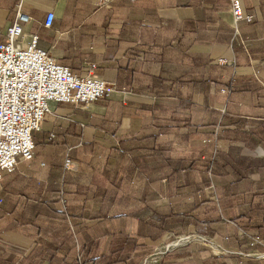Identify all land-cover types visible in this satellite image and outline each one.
<instances>
[{"label":"crops","instance_id":"crops-1","mask_svg":"<svg viewBox=\"0 0 264 264\" xmlns=\"http://www.w3.org/2000/svg\"><path fill=\"white\" fill-rule=\"evenodd\" d=\"M19 1L0 0V44ZM240 2L246 51L229 0H22L25 39L109 93L52 103L43 150L0 184L8 262L74 264L80 246L84 264H264L239 226L264 239V0ZM183 233L214 249L166 247Z\"/></svg>","mask_w":264,"mask_h":264},{"label":"built area","instance_id":"built-area-1","mask_svg":"<svg viewBox=\"0 0 264 264\" xmlns=\"http://www.w3.org/2000/svg\"><path fill=\"white\" fill-rule=\"evenodd\" d=\"M234 25L250 23L252 16L244 15L240 0H229ZM110 0H101L102 4ZM22 0L16 7V18L6 29V41L0 44V183L4 175L15 172L19 161L34 159L33 135L41 130L51 104H76L85 108L108 96L106 83L92 75L74 74L40 46L39 36L26 39L22 27L30 19L22 13ZM53 14L48 13L44 27L50 28ZM234 36L239 37L237 29ZM243 46V41L239 40ZM220 64L224 62L219 61ZM257 72H255V77ZM264 86V83L260 82ZM225 93V90H221ZM70 165L66 159L65 167ZM262 245L252 237L250 247ZM264 260V252L242 255Z\"/></svg>","mask_w":264,"mask_h":264},{"label":"trees","instance_id":"trees-1","mask_svg":"<svg viewBox=\"0 0 264 264\" xmlns=\"http://www.w3.org/2000/svg\"><path fill=\"white\" fill-rule=\"evenodd\" d=\"M225 91H227L226 89H224ZM219 130H220V127H219ZM218 132H220V131H218ZM217 132V133H218ZM34 144H35V150L38 148V144L36 143V141H35V135H34ZM210 141V140H209ZM124 150V149H123ZM130 155H131V152H129V151H127ZM135 163V162H134ZM208 188H210V186H211V184H209L208 183ZM64 193V191H63V189H62V192H60V191H57L56 192V197H54V199L55 200H52L51 201V203H49L50 205L48 206L49 208V210L52 212H56V211H54V210H56L55 209V205L56 204H58L60 201H61V199H62V194ZM63 200V199H62ZM58 213V212H57ZM62 214H64L65 215V213H63V212H61ZM1 219H3V215L0 213V221H1ZM64 222H66V219L64 220ZM231 222V221H230ZM74 226V224L73 223H71V221H70V229H68V225H66V223H64V224H62L61 225V228L59 229V230H61V231H70V233H72L71 231H73L71 228ZM239 226H240V229H242L240 232L242 233V235H241V237L242 238H246V237H250V238H252V237H258L259 238V240H261V242H262V244H263V242H264V239L262 238V235H261V233L259 232V230H252V231H247L248 229H246L244 226H242V224L240 223L239 224ZM50 227H52V225H50ZM6 228L5 227H3L1 224H0V235L1 234H3V233H6L4 230H5ZM183 234H185V233H183ZM185 235H188V234H185ZM72 238V234L70 235V239ZM250 242H251V240H250ZM61 247V246H60ZM248 249H249V251L250 250H252L251 252H248V253H244L243 255H247V254H250V253H253L254 251H255V248H257V246L256 247H250V243H248ZM77 255H76V257H75V261H74V264H84V262H83V259H82V256H81V250H80V246H77ZM7 251H9L8 250V248H6L5 246H3V245H1L0 244V264H17V262L15 261V259L16 258H14V256H11V261L12 262H8L7 260H8V258L6 257L7 256ZM264 252V251H263ZM10 258V257H9ZM244 258L246 259V256H244ZM248 258V257H247ZM51 260V258H49V261ZM52 260H54V257H52ZM250 260H252V259H250ZM253 261H256V260H253ZM237 264H245V262H243V260L242 259H240L238 262H237Z\"/></svg>","mask_w":264,"mask_h":264},{"label":"rangeland","instance_id":"rangeland-1","mask_svg":"<svg viewBox=\"0 0 264 264\" xmlns=\"http://www.w3.org/2000/svg\"><path fill=\"white\" fill-rule=\"evenodd\" d=\"M21 1V0H20ZM20 1H19V3H20ZM100 2H101V0H100ZM108 4V3H107ZM17 7V6H16ZM253 19V18H252ZM242 22H244V21H242ZM242 22H240V23H242ZM252 22V21H251ZM240 23H238L237 25H234L233 26V38H234V40L236 41V43L238 44V46L239 47H241V49L242 50H244V51H246L247 50V48H246V45H245V42H244V40L241 38V36H240V32H239V30H238V25L240 24ZM248 23V22H247ZM13 24V23H12ZM11 24V25H12ZM28 24V23H27ZM22 29H23V27H22ZM47 29H49V28H47ZM235 29H237L238 30V32H239V37L238 38H236L235 36H234V31H235ZM37 35V34H36ZM241 39V41H243V46H241V45H239V40ZM5 43V42H4ZM219 61H222V62H224L223 64H220L219 62V64L220 65H224L225 64V61L224 60H219ZM75 74V73H74ZM88 76V75H87ZM107 85V84H106ZM108 88V87H107ZM108 93H109V89H108ZM108 97V96H107ZM107 97H103V98H101V99H105V98H107ZM101 99H99V100H101ZM99 100H97V101H99ZM96 101V102H97ZM96 102H94V103H96ZM94 103H92V104H94ZM59 104H65V103H59ZM71 105H76V104H71ZM76 106H81V105H76ZM81 107H83V108H85L84 106H81ZM42 126V125H41ZM38 133H41V130L38 132ZM38 133H35L34 135L36 136ZM34 135H33V137H34ZM54 138H55V136L53 135V134H51V135H49L48 136V138H47V140H48V142H50V143H52L53 142V140H54ZM33 142H34V138H33ZM34 146H35V144H34ZM43 146L42 145H39L38 146V148H37V152H38V154H40L41 153V151L43 150ZM35 152H36V150H35ZM35 152H34V157H35ZM123 152V151H122ZM66 159H68V158H66ZM66 159L64 160V165H65V161H66ZM69 160V159H68ZM70 161V160H69ZM19 162H21V167H22V165L23 164H25L24 162L22 163V161H19ZM18 162V163H19ZM29 162H31V161H29ZM28 162V163H29ZM27 164V163H26ZM63 165V171L64 172H67V171H70L71 170V166H72V163H71V161H70V165L68 166V167H65ZM18 166V165H17ZM17 168V167H16ZM16 171V170H15ZM15 173V172H14ZM13 173V174H14ZM13 174H11V175H13ZM11 175H4V178L6 177V176H11ZM4 178H3V180H4ZM3 180H2V182H3ZM1 182V183H2ZM0 183V184H1ZM0 204H1V201H0ZM181 238H188V239H186V241L185 242H182L180 245H177V246H174V247H178V246H182V245H185V244H189V243H191V242H199V243H203V244H205V245H208V246H210L211 248H213V245L210 243V242H208V241H205L204 240V238L203 237H200V236H196V235H188V236H180V237H171V239H168L169 241H167L166 242V247H167V244L168 245H170V244H172V243H174L176 240H178V239H181ZM9 241H8V239H7V235H4V233L3 234H1L0 235V244L1 245H6V243H8ZM6 247V246H5ZM214 249V248H213ZM255 253V252H254ZM259 253V252H258ZM255 259V258H254Z\"/></svg>","mask_w":264,"mask_h":264},{"label":"bare ground","instance_id":"bare-ground-1","mask_svg":"<svg viewBox=\"0 0 264 264\" xmlns=\"http://www.w3.org/2000/svg\"><path fill=\"white\" fill-rule=\"evenodd\" d=\"M186 239H188V238H181V239H178V240H176L174 243L170 244L168 247L171 248V247H173V246L180 245L182 242H185Z\"/></svg>","mask_w":264,"mask_h":264}]
</instances>
